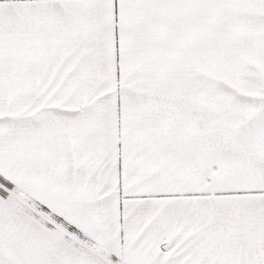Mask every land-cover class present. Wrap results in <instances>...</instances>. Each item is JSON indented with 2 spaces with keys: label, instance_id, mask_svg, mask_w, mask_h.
<instances>
[{
  "label": "snow or ice",
  "instance_id": "1",
  "mask_svg": "<svg viewBox=\"0 0 264 264\" xmlns=\"http://www.w3.org/2000/svg\"><path fill=\"white\" fill-rule=\"evenodd\" d=\"M0 264H264V0H0Z\"/></svg>",
  "mask_w": 264,
  "mask_h": 264
}]
</instances>
